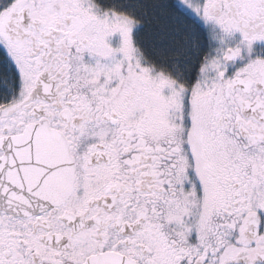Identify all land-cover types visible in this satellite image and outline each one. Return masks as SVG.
<instances>
[{
    "label": "snow or ice",
    "instance_id": "snow-or-ice-1",
    "mask_svg": "<svg viewBox=\"0 0 264 264\" xmlns=\"http://www.w3.org/2000/svg\"><path fill=\"white\" fill-rule=\"evenodd\" d=\"M0 264H264V0H0Z\"/></svg>",
    "mask_w": 264,
    "mask_h": 264
}]
</instances>
